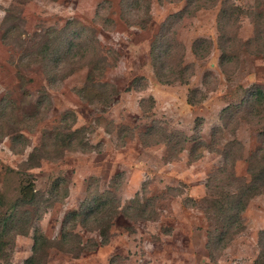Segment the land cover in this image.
<instances>
[{"label": "rangeland", "instance_id": "obj_1", "mask_svg": "<svg viewBox=\"0 0 264 264\" xmlns=\"http://www.w3.org/2000/svg\"><path fill=\"white\" fill-rule=\"evenodd\" d=\"M257 87L264 0H0V264H254Z\"/></svg>", "mask_w": 264, "mask_h": 264}, {"label": "trees", "instance_id": "obj_2", "mask_svg": "<svg viewBox=\"0 0 264 264\" xmlns=\"http://www.w3.org/2000/svg\"><path fill=\"white\" fill-rule=\"evenodd\" d=\"M194 52L201 56L202 53L200 51V48H199V45H197L194 49ZM223 61V60H222ZM252 101H253V104H252V107H261V106H264V91L260 88V87H257L253 92H252ZM249 188L255 193L257 194V190L258 188H254L253 185L252 186H249ZM254 189V190H253ZM260 192H264V189H260ZM245 199L244 198H240L239 199V203H238V207H239V211H242L245 207H246V201H244ZM82 213V211H72L69 216H72V215H78ZM68 216V217H69ZM77 217H74V220L76 219ZM66 218V224H64V232H63V236L66 237L68 232H67V229L69 230L70 229V225H69V220ZM68 221V222H67ZM72 228V227H71ZM262 234V241L264 240V231L261 232ZM105 236V235H104ZM105 241V240H104ZM3 243L1 242L0 240V252L2 251L3 249ZM35 253V252H34ZM25 264H41L40 262L36 261V257L35 255H32L31 257H29ZM254 264H264V247L262 248V250L260 251L258 257L255 259L254 261Z\"/></svg>", "mask_w": 264, "mask_h": 264}]
</instances>
